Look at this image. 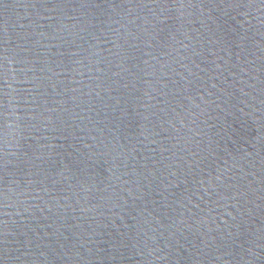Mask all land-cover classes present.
Segmentation results:
<instances>
[{
  "label": "water",
  "instance_id": "obj_1",
  "mask_svg": "<svg viewBox=\"0 0 264 264\" xmlns=\"http://www.w3.org/2000/svg\"><path fill=\"white\" fill-rule=\"evenodd\" d=\"M0 264H264V0H0Z\"/></svg>",
  "mask_w": 264,
  "mask_h": 264
}]
</instances>
